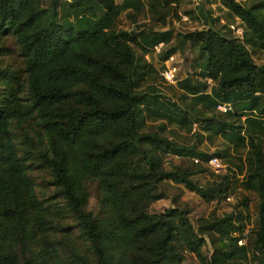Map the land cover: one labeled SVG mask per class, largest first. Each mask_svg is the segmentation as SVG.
<instances>
[{
    "label": "trees",
    "instance_id": "16d2710c",
    "mask_svg": "<svg viewBox=\"0 0 264 264\" xmlns=\"http://www.w3.org/2000/svg\"><path fill=\"white\" fill-rule=\"evenodd\" d=\"M219 1L240 19L243 35H227L213 23L180 34L204 52L199 77L176 83L185 107L155 87L138 89L152 67L145 68L133 43L145 53L171 40L173 31L115 28L122 9L146 7L154 19L164 20L176 15L179 0H65L60 14L57 0L50 13L42 0H0V61L9 53V38L21 56L19 66L0 63V264H179L185 251L198 258L194 264H244L240 213L202 218L195 225L189 210L179 205L149 210L164 195L162 181L182 183L205 197L230 187L228 173L208 186L192 178L206 169L203 164L212 155L223 156L220 150L208 153L162 133L165 122L191 127L195 121L210 135L240 143L242 129L246 133L252 155L242 184L258 194L250 247L264 262V155L259 147L264 62L256 63L249 48L264 52V0ZM197 12L208 15L203 6ZM177 49L170 46L161 59ZM220 102L231 104L225 115L196 116L198 104L209 111ZM13 123L29 147L18 145ZM32 148L50 169L83 243L65 227L58 235L61 211L35 190L28 162ZM165 152L196 156L198 167H166ZM89 182L98 190V213L87 208ZM205 234L213 244L208 257L202 253Z\"/></svg>",
    "mask_w": 264,
    "mask_h": 264
},
{
    "label": "rangeland",
    "instance_id": "374dc122",
    "mask_svg": "<svg viewBox=\"0 0 264 264\" xmlns=\"http://www.w3.org/2000/svg\"><path fill=\"white\" fill-rule=\"evenodd\" d=\"M63 3H62V2ZM176 15H166L164 20L154 19L149 10L142 7L138 10L131 8H125L120 11L115 19L116 29H125L132 31H139L141 29H171L172 38L167 43H164L163 50L160 53L155 52L152 48H149L147 52L143 53L142 48L133 43V48L142 60H145L146 67H152V70L146 73L138 82V89L148 90L153 87L161 90L167 95H172L177 99L180 104L187 107L184 100L180 97L181 89L176 82L169 84L161 77L159 70L162 67L161 55L170 46L176 45L177 50L174 52V59L178 66L177 75L179 79L185 77L196 78V74L201 67L204 59V52L197 48V45L191 44L188 40L181 38V33L192 30L194 28L206 27L207 24L213 23V26L227 35L234 34L228 29L230 22L240 21L237 16H233L229 9L223 6L219 0H179ZM242 3H249L253 0H238ZM66 5L65 0H57V12L60 14V7ZM42 6L50 13L53 6V0H42ZM198 6H203L207 10L208 15H201L202 19H197L195 13H197ZM187 16V17H183ZM212 18H219L213 20ZM9 46V53L3 55L1 58V64H10L11 66H19L21 64V56L19 55L18 47L13 38H9L7 42ZM252 57L256 63L264 62V52L253 49L249 46ZM199 77V76H198ZM185 99V98H184ZM188 99H185L187 101ZM198 107L201 109L199 110ZM198 110L196 116H202L206 113L209 115H225L223 111H219L217 108L214 110L205 111L201 104L194 107ZM229 118H233L229 116ZM201 120V119H200ZM240 121H243L240 118ZM160 120H153V123L157 124ZM166 128L162 132L169 138L173 139L179 144L192 145L196 148L204 150L208 153L220 150L223 154L221 156L223 161V167L214 169L207 163L203 164L206 169L200 172H196L192 175L200 185L208 186L213 182L221 180L222 175L228 173L230 180V187L225 190L214 194L211 197H205L199 194L196 190H192L184 186L182 183L172 182L170 180L161 182V190L164 192L163 197L154 200L149 206L151 212H161L166 210L171 205H179L180 207L187 208L189 210V216L192 222L196 225L198 220L202 218H215L225 213L236 211L242 215V221L245 223L244 240L246 251L241 254V260L244 264H264L259 262L252 252L250 247V230L254 228L257 223V203L258 194L255 190L245 187L242 184L244 174L247 168V158L251 156L252 148L248 145L246 133L242 129L241 135L245 137L244 143L238 142L235 137H224L221 135H210L205 130L200 129L199 121L193 122L191 127L187 124L177 125L176 123L165 122ZM14 133L17 136L18 145L20 147H29L30 142L26 144L23 140L24 134L20 126L16 123L12 125ZM260 150L264 155V132L261 133L260 138ZM195 157V156H193ZM190 156L175 155L170 152H165L163 155L164 163L166 167L170 164H178L180 166H187L192 169H196L197 163ZM31 162L30 175L34 180L35 190L38 195L43 199H48L50 205H54L61 211L62 217L58 219L56 224V230L58 235L62 233L61 228L65 227L67 234L71 237L74 236L79 243H83V237L80 234L78 226L75 220L67 212L65 204L61 197L57 196L56 185L52 181V175L50 169L44 165L37 157L36 149L32 148L29 161ZM89 197L87 202V208L94 213L99 212L98 203V190L94 182H89ZM205 242L202 245V253L208 257L213 251V244L210 240V235L205 234ZM185 258L179 264H194L198 262V258L194 253L185 251ZM94 264L95 261H94Z\"/></svg>",
    "mask_w": 264,
    "mask_h": 264
},
{
    "label": "built area",
    "instance_id": "2783aa9c",
    "mask_svg": "<svg viewBox=\"0 0 264 264\" xmlns=\"http://www.w3.org/2000/svg\"><path fill=\"white\" fill-rule=\"evenodd\" d=\"M183 17H187V16H183ZM228 26L231 29V31L234 33V35H236L238 37H242L244 28H243L241 21L230 22L228 24ZM163 47H164L163 42H157L153 45L152 49L155 52L160 53L163 50ZM161 62H162V67L159 70V73H160L161 77L163 78V80H165L167 83H171V84H174L175 82L177 83L180 79L177 75L178 66L176 64V60L174 59V53H172L168 57L162 59ZM216 108L219 111L225 112L228 109H231L232 107H231V104L229 102H220L216 105ZM193 160L195 162H199V158L196 156L193 157ZM207 164L209 166L213 167L214 169H219V168L223 167L222 158L220 156H217V155H212L208 159ZM238 243L239 244H245L246 243L244 240V236L239 239Z\"/></svg>",
    "mask_w": 264,
    "mask_h": 264
},
{
    "label": "crops",
    "instance_id": "0c3cea01",
    "mask_svg": "<svg viewBox=\"0 0 264 264\" xmlns=\"http://www.w3.org/2000/svg\"><path fill=\"white\" fill-rule=\"evenodd\" d=\"M121 1H122V0H116L117 3H120ZM197 14L200 16V17H197V19H199V20L202 19V18H201V13L197 12Z\"/></svg>",
    "mask_w": 264,
    "mask_h": 264
}]
</instances>
